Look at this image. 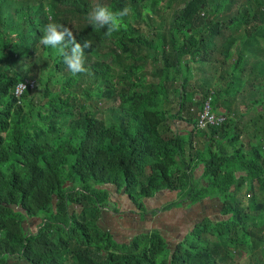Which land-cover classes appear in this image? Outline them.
<instances>
[{
    "label": "trees",
    "instance_id": "obj_1",
    "mask_svg": "<svg viewBox=\"0 0 264 264\" xmlns=\"http://www.w3.org/2000/svg\"><path fill=\"white\" fill-rule=\"evenodd\" d=\"M95 4L129 9L111 38ZM49 22L89 42L84 72ZM209 96L226 121L195 132ZM122 196L147 226L119 241ZM182 206L174 243L151 215ZM0 264H264V0H0Z\"/></svg>",
    "mask_w": 264,
    "mask_h": 264
},
{
    "label": "clouds",
    "instance_id": "obj_2",
    "mask_svg": "<svg viewBox=\"0 0 264 264\" xmlns=\"http://www.w3.org/2000/svg\"><path fill=\"white\" fill-rule=\"evenodd\" d=\"M128 12L129 9L126 7L122 11H112L106 6L95 4L88 13L87 19L94 28H106L104 35L111 38L114 33L121 30L122 18L127 16ZM40 43L54 49L57 55L63 57L64 65L72 74H78L86 70L83 49L84 47H89L90 44L85 41L82 46L77 42L69 27L49 22L45 26Z\"/></svg>",
    "mask_w": 264,
    "mask_h": 264
},
{
    "label": "rangeland",
    "instance_id": "obj_3",
    "mask_svg": "<svg viewBox=\"0 0 264 264\" xmlns=\"http://www.w3.org/2000/svg\"><path fill=\"white\" fill-rule=\"evenodd\" d=\"M95 1H97V0H95ZM239 6H240V4H236L232 8V12H235L237 10V7H239ZM223 69H227V66H223ZM214 74L215 73H211V75H214ZM217 75H218V73H216V75H214V76H217ZM197 76H198V78L202 77V75H197ZM208 76L209 75H206L205 78H208ZM195 78H196V76H195ZM102 108H105V107L103 106ZM174 198H175L174 194H166V195L161 194V197H159L158 200H157V201H159V203H157L158 207H162L167 202L173 201ZM120 202L123 203L122 211H121V213H122L121 219H118V220L116 219L114 221V226H113V231H116L115 232V235L117 237L116 239L119 240V241H121L122 239L125 240V239L129 238L130 236H133L135 233H138L137 229L144 230L145 229V225L147 226L146 222L137 224L139 222L137 220H134V218L136 216H133V215H128L127 216L128 207H130V205L127 204V203H129L128 200L124 201L123 200V196H122L120 198ZM111 205L112 204H110L109 206H111ZM205 205H207V207H208L207 211H206V214H209V212L216 213V211H218V210H212V205H213L212 202H209L208 204L205 203ZM189 211L190 210H187V206H182L180 208H176V209L172 210L171 212H166V213L164 212V214H163L162 210H160V212H158L156 215H151V216H154L151 219V222H152L151 225L152 226L158 225V224L160 225L161 216H164L163 218L169 217L170 220L173 221L172 223L174 224L172 232L170 231L171 235L169 236L170 237L169 240L172 239V241L175 243L176 242V238H179L181 236L183 230H184V227H180V229L176 228V220H178L179 223L183 226L184 224L182 223V220H180V218L182 219V217H184L185 214H189ZM191 214H192V212H191ZM195 214L197 215L198 212H195ZM132 220H134L136 223H133ZM108 223H109V221H107V219H105L103 221L101 220V224L100 225L101 226H106V224L108 225ZM133 226H137V228L133 229L134 228ZM248 257H251L250 255H248V252L241 251L240 259L242 258L243 260H245V259H248Z\"/></svg>",
    "mask_w": 264,
    "mask_h": 264
},
{
    "label": "built area",
    "instance_id": "obj_4",
    "mask_svg": "<svg viewBox=\"0 0 264 264\" xmlns=\"http://www.w3.org/2000/svg\"><path fill=\"white\" fill-rule=\"evenodd\" d=\"M33 88L34 87V81H25L24 83H20L16 86L14 94L16 97H19L22 92L27 88ZM226 117L224 114L221 115V113L216 114L213 111V105H212V97L209 96L203 101V105L198 110L195 122H194V128L196 131H208L211 128H216L221 126V124L225 123Z\"/></svg>",
    "mask_w": 264,
    "mask_h": 264
},
{
    "label": "crops",
    "instance_id": "obj_5",
    "mask_svg": "<svg viewBox=\"0 0 264 264\" xmlns=\"http://www.w3.org/2000/svg\"><path fill=\"white\" fill-rule=\"evenodd\" d=\"M238 98V97H237ZM221 113L222 114H226L225 109H223L222 107H220ZM176 126L178 127V129L181 131V133H185L187 131H189L190 127L184 123H178L176 124ZM193 140L195 141L196 138H193ZM196 212V211H195ZM186 215V214H185Z\"/></svg>",
    "mask_w": 264,
    "mask_h": 264
},
{
    "label": "water",
    "instance_id": "obj_6",
    "mask_svg": "<svg viewBox=\"0 0 264 264\" xmlns=\"http://www.w3.org/2000/svg\"><path fill=\"white\" fill-rule=\"evenodd\" d=\"M9 206L12 207V208H16L15 204H10Z\"/></svg>",
    "mask_w": 264,
    "mask_h": 264
},
{
    "label": "flooded vegetation",
    "instance_id": "obj_7",
    "mask_svg": "<svg viewBox=\"0 0 264 264\" xmlns=\"http://www.w3.org/2000/svg\"><path fill=\"white\" fill-rule=\"evenodd\" d=\"M180 229V228H179Z\"/></svg>",
    "mask_w": 264,
    "mask_h": 264
}]
</instances>
